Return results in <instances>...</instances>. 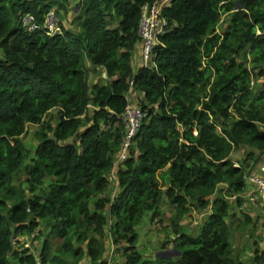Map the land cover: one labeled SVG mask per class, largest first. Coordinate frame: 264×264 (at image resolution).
I'll return each mask as SVG.
<instances>
[{
	"label": "trees",
	"instance_id": "obj_1",
	"mask_svg": "<svg viewBox=\"0 0 264 264\" xmlns=\"http://www.w3.org/2000/svg\"><path fill=\"white\" fill-rule=\"evenodd\" d=\"M153 1L0 0V264H111L109 243L124 249L114 264H264L259 247L248 263L233 257L232 230L250 216L242 222L231 201L244 200L245 174L264 156V82L251 84L264 73V0H169L154 61L134 72L143 6ZM51 8L76 9L73 27L48 35ZM27 13L35 32L21 25ZM98 68L106 83L89 81ZM134 92L145 120L122 161L117 115ZM54 109L57 123L35 132L32 154L27 125ZM164 200L180 254L150 259L137 226L149 213L160 218ZM193 211L207 215L195 234L182 223ZM41 226L38 255L13 242Z\"/></svg>",
	"mask_w": 264,
	"mask_h": 264
},
{
	"label": "rangeland",
	"instance_id": "obj_2",
	"mask_svg": "<svg viewBox=\"0 0 264 264\" xmlns=\"http://www.w3.org/2000/svg\"><path fill=\"white\" fill-rule=\"evenodd\" d=\"M74 15H75V11H73V9L66 16H64L63 13H61L62 25H64L66 28L73 27L72 20L74 18ZM228 17H229L228 14L222 15L220 23L218 24L217 32L219 33L224 32V30L227 27V21L229 20ZM249 67H250V64H249ZM258 71L259 70H257V72ZM101 72L103 73V71L100 69L97 71H92L90 73L89 81L91 83H94V82L106 83L108 77H106V73L104 75V73L102 74ZM256 76L253 77L251 84L254 85L253 86L254 88L255 87L259 88L260 84L264 82V73L260 77H258V75ZM49 120H51L50 123H52L53 125H56L57 120H58L57 109H54L48 115L43 116L41 123L39 124L30 123L27 125V131L25 135L22 136V139H23L24 144L26 145L28 149H30L32 154H33L35 147L38 144V138L35 132L45 128ZM115 189L117 190V185L111 184L110 190L112 193L115 192ZM259 198L260 200H264L262 199L264 198L262 195H259ZM231 201H234V200L231 199ZM233 204H234L233 208L235 212V206H238V204L237 203L236 204L233 203ZM173 212H174V208L172 207V205L169 203L168 200H164L162 203V207H161L160 218H153L151 214L149 213L144 217L143 221L137 226V232L139 234V240L137 243V247L142 255L150 259H153L155 258V256H157L159 252L172 249L171 247L173 243L172 241L175 238V233L173 232L172 227H171L172 226L171 216ZM201 213L193 211L189 216H187L183 220L182 223L183 225H185V229L187 230L188 233L195 234V232L202 225L207 215L201 214ZM42 228H43L42 226L39 227L37 231L34 233L37 234L39 229H42ZM48 230L49 229L44 230L45 234H47ZM232 232L234 236V239H232V243L234 245L233 257L235 258L239 257L240 259L244 260V258H241V255L242 256L244 255L242 254L244 253L243 252L244 249L242 247H244L245 245H248V243H249V246H252V238L246 241V236L248 234H245L247 232H244L243 224H240L238 229H233ZM27 234L29 233L27 232ZM44 238H45V235L40 234V236L39 235L34 236L33 241L30 242L31 248L35 251L36 255H38V253L40 252V248L42 247V240ZM109 245L110 246L112 245L111 251L109 253V261L111 264H114L115 263L114 261H122L125 259L123 248L119 250V252H117L116 246L113 245V243L112 244L109 243ZM82 264H89V263L85 261Z\"/></svg>",
	"mask_w": 264,
	"mask_h": 264
},
{
	"label": "built area",
	"instance_id": "obj_3",
	"mask_svg": "<svg viewBox=\"0 0 264 264\" xmlns=\"http://www.w3.org/2000/svg\"><path fill=\"white\" fill-rule=\"evenodd\" d=\"M168 1L154 0L143 6L138 28L141 45V66H150L154 61L159 37L166 32L167 28V20L162 16V8ZM20 22L22 27L28 32H35L41 27L36 16L31 13L23 14L20 17ZM61 25V16L55 8H51L45 13L42 28L48 35L60 34L62 32ZM144 116L145 114L141 107L134 104L127 105L125 111L117 115L126 131L118 156L119 160L128 158L133 147V139L143 124ZM244 179L246 182V193L250 200L257 202L260 199L259 195L264 197V156L253 171L245 174ZM35 234H16L13 242L21 248H31L30 242Z\"/></svg>",
	"mask_w": 264,
	"mask_h": 264
},
{
	"label": "crops",
	"instance_id": "obj_4",
	"mask_svg": "<svg viewBox=\"0 0 264 264\" xmlns=\"http://www.w3.org/2000/svg\"><path fill=\"white\" fill-rule=\"evenodd\" d=\"M74 5V3H73ZM75 11L76 14V9L73 10ZM75 16V15H74ZM132 65L134 68V72H136L139 67L141 66V45L140 42L136 44L134 54L132 57ZM102 70L104 75H105V70L102 68H98L97 70ZM102 73V72H101ZM102 73V74H103ZM107 77V75H106ZM133 102L137 103L140 99L143 98V94L139 92H135L134 95L132 96ZM242 156V151L241 152H236L234 153L233 157L235 159H239ZM260 162V161H259ZM258 162V164H259ZM117 183L115 182V185ZM244 201L241 202L242 204H238V206H235V213L241 219L243 222L245 220V215L250 216V220L247 222V224L244 226V232H247L245 234H248L246 236V241L252 238V246L245 245L242 247L244 249V254L243 256L241 255L242 261L248 263L252 260L253 255H254V250L256 247H259L261 249H264V200H258L257 202L250 200V197L247 195V193H244L242 195ZM264 199V198H262ZM234 200V199H232ZM263 201V202H262ZM235 204L236 202L233 201ZM240 209V210H239ZM238 210V211H237ZM205 214V213H203ZM243 240V239H242ZM263 245V246H262ZM112 246V245H111ZM111 251V249H110Z\"/></svg>",
	"mask_w": 264,
	"mask_h": 264
},
{
	"label": "water",
	"instance_id": "obj_5",
	"mask_svg": "<svg viewBox=\"0 0 264 264\" xmlns=\"http://www.w3.org/2000/svg\"><path fill=\"white\" fill-rule=\"evenodd\" d=\"M178 254H180V252H178L177 250H175L174 248L169 249V250H164L161 251L157 254V257L161 258H172L174 256H177Z\"/></svg>",
	"mask_w": 264,
	"mask_h": 264
},
{
	"label": "clouds",
	"instance_id": "obj_6",
	"mask_svg": "<svg viewBox=\"0 0 264 264\" xmlns=\"http://www.w3.org/2000/svg\"><path fill=\"white\" fill-rule=\"evenodd\" d=\"M134 93H135V92H134ZM134 93H132L131 95H129V99L132 100V103H130V104H134V105H138V106H139L138 102H139L140 100H142V99H140L137 103H134V102H133V98H132V96L134 95ZM141 109H142V108H141ZM142 110H143V109H142ZM143 112H144V111H143ZM144 114H145V112H144ZM144 120H145V116H144ZM143 123H144V121H143ZM128 157H129V156H128ZM118 159H119V158H118ZM126 159H127V158H126ZM123 160H125V159H123ZM123 160H122V161H123ZM116 182H117V181H116ZM116 185H118V182H117ZM244 193H246V188H245V192H244ZM244 193H243V194H244ZM243 194H242V195H243ZM242 195H241V196H242ZM242 197H243V196H242ZM234 198H235V197H233V199H234ZM21 234H22V233H21ZM32 241H33V240H32ZM17 246H18V245H17ZM19 247H20V246H19ZM30 249H32V248H30Z\"/></svg>",
	"mask_w": 264,
	"mask_h": 264
}]
</instances>
